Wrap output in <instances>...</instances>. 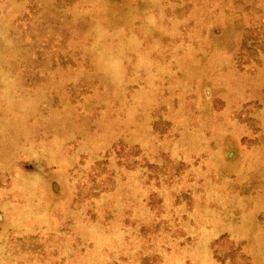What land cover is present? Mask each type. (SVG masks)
I'll return each instance as SVG.
<instances>
[{
  "label": "rangeland",
  "instance_id": "obj_1",
  "mask_svg": "<svg viewBox=\"0 0 264 264\" xmlns=\"http://www.w3.org/2000/svg\"><path fill=\"white\" fill-rule=\"evenodd\" d=\"M0 264H264V0H0Z\"/></svg>",
  "mask_w": 264,
  "mask_h": 264
}]
</instances>
